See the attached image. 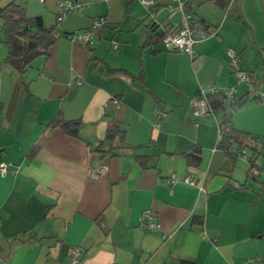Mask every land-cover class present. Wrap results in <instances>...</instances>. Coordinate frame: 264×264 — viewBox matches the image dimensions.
Here are the masks:
<instances>
[{
	"label": "crops",
	"instance_id": "crops-1",
	"mask_svg": "<svg viewBox=\"0 0 264 264\" xmlns=\"http://www.w3.org/2000/svg\"><path fill=\"white\" fill-rule=\"evenodd\" d=\"M83 1L85 11L66 17L55 46L22 74L6 63L0 21V162L14 171L0 175V264H68L75 247L85 251L81 264H264V177L220 147L230 118L233 151L264 153V102L252 100L264 97V0H186L218 32L195 60L150 39L151 14L137 1ZM14 2L45 28L57 25V0H0V8ZM168 2L158 0L154 11L173 32L180 16L163 17ZM99 18L108 25L93 48L69 39ZM229 48L246 82L229 66ZM231 88L235 99L195 127L191 100ZM245 96L232 116V103ZM58 116L78 124L77 137L52 124ZM112 120L126 130L127 148L117 140L116 156L100 146ZM194 148L198 166L185 157ZM190 175L199 186L183 182ZM146 210L158 216V232L139 227Z\"/></svg>",
	"mask_w": 264,
	"mask_h": 264
},
{
	"label": "built area",
	"instance_id": "built-area-1",
	"mask_svg": "<svg viewBox=\"0 0 264 264\" xmlns=\"http://www.w3.org/2000/svg\"><path fill=\"white\" fill-rule=\"evenodd\" d=\"M138 1L150 12L152 19L154 20V22H156V25L158 26V29L155 31L156 34L162 32L161 36H157L160 38L161 44L163 45L164 50L167 52L185 54L190 58V60H195L199 55L198 47L210 38L216 37L218 34V32H210L208 30V25L193 15V13L188 9L186 0H172V3H175V5L172 6L169 4L166 6L170 19L176 15L180 16L179 28L173 32H164L162 24L157 19V15L155 14L154 10L158 7V0ZM234 1L235 0H230V6ZM57 5L58 14L56 18V24L58 26L62 24L66 17L77 12H84L86 9V4L83 0H57ZM107 25V19L99 18L93 21L90 29L70 33L68 37L74 44L93 48V46L97 43L98 31ZM111 46L114 50H116L119 44L117 41L113 40L111 41ZM226 57L232 71L239 77V84L246 82L248 80V77L240 70V55L235 50L229 48L227 49ZM220 92L223 93L228 100H233L236 97L237 88L226 90L212 89L209 91H203L191 100V118L195 127L200 126V122L202 119L208 117L210 114H213L212 108L208 101V97ZM262 98L264 101V97ZM110 104L119 105V101L117 99H112V101H110ZM107 106H109V104ZM158 116L159 118L163 119L167 116V113L162 111L159 112ZM156 127H159V124H157ZM233 152L235 153V151H230V153ZM238 156L242 157L249 164L251 163L249 169V174L251 176L264 177V164L259 159H257L256 156L248 157L246 155V151L239 153ZM12 167V165L7 164L6 162H0V175L6 176L10 172L14 173V171H11ZM183 182L191 186L200 185L194 175L185 177ZM168 183L172 186L176 185L178 183L176 176H172L168 180ZM236 187L240 188L239 185H236ZM139 227L144 232L155 233L161 229V224L158 216L155 213H153L151 210H146L140 217ZM84 254L85 251L82 247L73 248L69 257L68 264H81Z\"/></svg>",
	"mask_w": 264,
	"mask_h": 264
},
{
	"label": "trees",
	"instance_id": "trees-1",
	"mask_svg": "<svg viewBox=\"0 0 264 264\" xmlns=\"http://www.w3.org/2000/svg\"><path fill=\"white\" fill-rule=\"evenodd\" d=\"M0 21L2 22L3 29L6 34V46L8 48V57L6 63H8L16 72L22 74L26 69L39 57L48 55L50 49L55 46L59 38L56 36L58 25L52 28H45L41 18H28L26 10L17 3H11L4 8H0ZM152 34L151 40L157 41L160 39L157 37L156 32L151 27ZM69 36V35H68ZM235 99V98H234ZM233 99V100H234ZM250 100L249 96H245L232 103V113H234L245 103ZM254 101H263L260 95H255L252 99ZM209 104L213 113H218L224 109V103L228 100L223 93H217L208 97ZM264 102V101H263ZM52 124L60 126L64 132L70 136H78V124L76 122L63 121L60 116L55 118ZM193 124V123H192ZM230 124V118L225 123H222L220 129L222 131V143L221 148L229 153L230 156L235 157L239 153L245 151L247 146L241 145L236 152L231 153L232 147H230V140L233 139V130H228ZM126 130L122 128V125L115 120L109 123L105 140L100 143V146L110 145V148L106 150L107 153H111L112 156L117 155V149L113 144L118 140L122 144V148H127L125 144ZM245 138L252 141L251 135H246ZM36 148H33L29 157L32 158L37 153ZM254 156L257 157L262 163L264 160V153L253 149ZM190 166H198L201 162V149L194 148L191 154L185 155ZM140 160L142 167H146L143 157H137ZM264 164V163H263ZM251 166V163H250Z\"/></svg>",
	"mask_w": 264,
	"mask_h": 264
},
{
	"label": "water",
	"instance_id": "water-1",
	"mask_svg": "<svg viewBox=\"0 0 264 264\" xmlns=\"http://www.w3.org/2000/svg\"><path fill=\"white\" fill-rule=\"evenodd\" d=\"M152 21H153V24H152V29H153V31L155 32L157 29H158V26L156 25V22H154V20L152 19ZM159 21V20H158ZM161 24H162V22L161 21H159ZM158 36H161L162 35V32H159L158 34H157Z\"/></svg>",
	"mask_w": 264,
	"mask_h": 264
},
{
	"label": "rangeland",
	"instance_id": "rangeland-1",
	"mask_svg": "<svg viewBox=\"0 0 264 264\" xmlns=\"http://www.w3.org/2000/svg\"><path fill=\"white\" fill-rule=\"evenodd\" d=\"M135 1H137V2L139 3V5H141L140 2H139L138 0H135ZM167 1H169L168 3H171L170 5H172V6L175 5V3H172L170 0H167ZM141 6H142V5H141ZM142 7H143V6H142ZM143 8L146 9L145 7H143ZM166 9H167V7H166ZM146 11L148 12L147 9H146ZM167 14H168V11L164 13L163 17H164V16H167ZM251 155H252V154H251Z\"/></svg>",
	"mask_w": 264,
	"mask_h": 264
}]
</instances>
